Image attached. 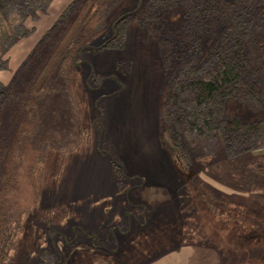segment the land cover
<instances>
[{
    "label": "rangeland",
    "instance_id": "obj_1",
    "mask_svg": "<svg viewBox=\"0 0 264 264\" xmlns=\"http://www.w3.org/2000/svg\"><path fill=\"white\" fill-rule=\"evenodd\" d=\"M142 1H121L69 72L78 125L70 144L77 142L70 151L46 155L40 203L17 234L11 264H264V181L250 192L235 189L227 178L233 159L216 137L202 141L189 168L163 139L158 110L164 75H172L173 89L180 72L201 58L206 46L196 34L183 32L162 68L157 40L133 23L125 48L97 49ZM166 18L175 25L179 15ZM251 23L244 54L257 60L252 64L259 71L263 7L253 9ZM164 100L177 136L187 129L180 104L172 91ZM63 103L68 110L66 98ZM227 113L244 120L258 114L242 103ZM259 154L264 148L244 158ZM113 162L122 169L120 183Z\"/></svg>",
    "mask_w": 264,
    "mask_h": 264
},
{
    "label": "trees",
    "instance_id": "obj_2",
    "mask_svg": "<svg viewBox=\"0 0 264 264\" xmlns=\"http://www.w3.org/2000/svg\"><path fill=\"white\" fill-rule=\"evenodd\" d=\"M121 1L72 0L12 76L6 92L0 90V264H11L17 234L25 218L39 206L46 155L50 151L64 153L76 145L77 140L70 144L78 125L73 119L69 72ZM52 3L0 0V72L10 70L9 54L15 46L35 33L28 23L38 21L40 13L47 14ZM259 6L264 8V0H143L116 22L113 35L97 48H125L134 23L157 40L160 63L166 68L171 48L181 34H196L197 41L207 48L204 55L185 66L173 89L171 74H165L161 84L163 139L189 168L202 141L216 137L226 157L233 159L228 181L243 192L264 181V155L244 158L250 150L264 148V67L258 71L252 64L257 60L244 54V45L252 36V11ZM172 13L179 15L175 25L166 21ZM143 49L141 46L137 52L142 55ZM171 91L187 125L177 136L164 100ZM239 103L258 114L246 120L230 117L229 107ZM191 134L196 135L195 140H189ZM113 167L120 183L122 169L117 162Z\"/></svg>",
    "mask_w": 264,
    "mask_h": 264
},
{
    "label": "crops",
    "instance_id": "obj_3",
    "mask_svg": "<svg viewBox=\"0 0 264 264\" xmlns=\"http://www.w3.org/2000/svg\"><path fill=\"white\" fill-rule=\"evenodd\" d=\"M71 1L72 0H53L47 14H44V17L40 18L38 21H33L36 23V26H34L35 33L30 38L22 40L15 46L9 54L10 70L0 72V90L6 92L12 76L19 70L33 47L41 40L45 32ZM158 113L160 120V110H158Z\"/></svg>",
    "mask_w": 264,
    "mask_h": 264
}]
</instances>
